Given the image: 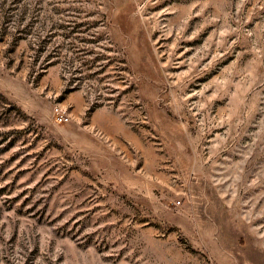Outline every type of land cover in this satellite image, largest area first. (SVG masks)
Masks as SVG:
<instances>
[{"label":"rangeland","instance_id":"374dc122","mask_svg":"<svg viewBox=\"0 0 264 264\" xmlns=\"http://www.w3.org/2000/svg\"><path fill=\"white\" fill-rule=\"evenodd\" d=\"M0 264H264V0H0Z\"/></svg>","mask_w":264,"mask_h":264},{"label":"built area","instance_id":"2783aa9c","mask_svg":"<svg viewBox=\"0 0 264 264\" xmlns=\"http://www.w3.org/2000/svg\"><path fill=\"white\" fill-rule=\"evenodd\" d=\"M56 115L58 116V120L60 122L66 121L67 119L66 116L63 113H61L59 110H56Z\"/></svg>","mask_w":264,"mask_h":264}]
</instances>
